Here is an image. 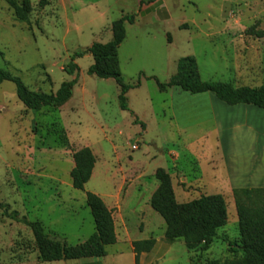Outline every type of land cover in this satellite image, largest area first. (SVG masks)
I'll list each match as a JSON object with an SVG mask.
<instances>
[{
	"label": "rangeland",
	"instance_id": "1",
	"mask_svg": "<svg viewBox=\"0 0 264 264\" xmlns=\"http://www.w3.org/2000/svg\"><path fill=\"white\" fill-rule=\"evenodd\" d=\"M46 1L41 7L40 0H0V71L45 94H55L63 82L75 78L64 73L74 54L103 43L112 23L140 10L138 0ZM25 4L30 11L21 22L14 6ZM169 7L172 22L167 26L125 24L119 72L129 85L141 81L127 96L129 112L120 109V89L114 80L87 74L94 64L89 54L76 60L79 82L72 99L60 107L29 110L18 99L14 84L0 85V203L6 206L0 208V264H76L43 262L27 222H40L49 239H60L68 247L82 246L96 234L86 194L107 191L108 182L114 180L131 183L139 168L150 180L142 197L130 199L125 209L130 238H150V232L159 235L157 223L166 230L154 210L150 212L154 225L143 231L138 216L145 198L159 185L158 169L170 175L180 204L201 196H222L228 224L220 235L231 241L238 238V216L227 180L230 175L253 176L257 163L264 165L260 133L264 110L249 106L253 117L215 121L212 102L221 114L237 111L228 110L211 93L191 95L178 88L161 92L156 80L168 83L177 73L178 62L193 57L204 82L262 86L264 39L254 33L264 30V0H174ZM217 125L222 126L223 139L215 130ZM86 147L96 165L84 191H78L70 176L72 152ZM203 170L218 178L203 179ZM170 243H174L172 253L158 264H212L214 260L222 264L232 259L228 243L217 242L205 254L189 252L183 240ZM118 247L119 255L116 248H106L109 263L135 264L133 252L124 244ZM90 259L94 258L81 260Z\"/></svg>",
	"mask_w": 264,
	"mask_h": 264
},
{
	"label": "trees",
	"instance_id": "2",
	"mask_svg": "<svg viewBox=\"0 0 264 264\" xmlns=\"http://www.w3.org/2000/svg\"><path fill=\"white\" fill-rule=\"evenodd\" d=\"M46 0H40V6H46ZM144 4V1L141 3ZM15 17L24 22L28 19L30 7L14 6ZM134 15L124 16L112 25V40L107 44L94 43L85 51L76 53L68 63L64 73L75 76L72 81L62 83L55 94H45L31 91L18 77L7 71H0V85L10 82L16 87L18 99L29 110L40 111L47 107H60L70 101L74 95V88L79 82L80 68L76 60L91 55L94 64L88 69L89 76L102 80H114L120 89L118 96L120 109L129 112L128 94L131 90L141 86L139 80L136 85L126 83L119 72L118 50L126 38L125 24L133 25ZM252 33L255 30L251 29ZM257 38L264 39V30L254 33ZM156 83L161 92L171 88H178L191 95L211 93L217 100L228 105H248L264 109V84L260 87H235L230 83L204 82L199 73L196 60L186 57L178 62L177 73L168 83ZM136 124L144 125L138 120ZM74 168L70 176L75 190L84 191L90 182L96 158L90 148H82L72 152ZM155 177L159 186L151 198L152 209L162 217L166 224L165 237L169 242L183 240L189 252L198 250L207 253L218 238V231L228 223V213L225 201L220 195L201 196L190 203L180 204L177 201L170 175L164 169H158ZM233 198L238 215L239 238L228 242L231 260L222 264H264V188L235 189ZM88 206L92 211L96 225V234L79 247L62 246L51 241L40 222H27L32 230L35 243L39 249L43 262L76 261L86 258H104L107 247L117 243L113 210L96 194H86ZM1 209L6 206L0 203ZM156 241L154 239L133 242L135 264H140V256L150 253ZM212 264H221L214 261Z\"/></svg>",
	"mask_w": 264,
	"mask_h": 264
},
{
	"label": "crops",
	"instance_id": "3",
	"mask_svg": "<svg viewBox=\"0 0 264 264\" xmlns=\"http://www.w3.org/2000/svg\"><path fill=\"white\" fill-rule=\"evenodd\" d=\"M138 1H139V5H140V10L137 14L134 15L135 16L134 24H138V25H141L143 27H152V26H156V25L167 26V24L172 22V13H171V9L169 7V3H171V1H174V0H152V2H150L148 4H141L145 0H138ZM124 16H128V15H124ZM124 16H122V17H124ZM112 25H113V23H112ZM112 25H111V33H109V35L107 32L105 33V37H104V39H102L103 41L101 40L103 43H101V44H107V43L111 42V40H112ZM179 27H180V25H179ZM121 46L118 50V53L121 49ZM242 106H247V107H242ZM251 107L257 108L255 106H251ZM212 109H213L212 113H213V117H214L213 119L215 121H218V119H219L218 117H244L247 119L249 117H253L252 111H251L252 109L248 105H238V106H233V107L229 106V108L227 107L228 110H236L237 111V113H233L231 115H230V113L227 115L224 113L221 114V112L219 111L220 109H218V108H217V112H216V107L214 106L213 102H212ZM262 110H264V109H262ZM221 127L217 125V128H215V130L217 131V134L220 136V139H223L221 136L222 132L219 130V129H221ZM260 133L262 135H264V130H261ZM262 138H264V136H262ZM261 165H262L261 162L257 163V165L254 168L255 173L253 176H248V177L239 176L238 177V175H230V178L227 180V184H228L232 194H233V190H235V189L264 188V167H262L264 165H262V166ZM139 170L141 171L139 176L137 178L131 180L130 181L131 183H129V182L127 183L126 180L123 182L119 181L120 183H115V180L113 182H108L110 188L108 187L109 189H107V191L104 188V190H102L100 193H98V196L104 201V203L107 205V207L110 210H113V217H114V221H115V229H116V235H117V243L111 247L116 248L114 251L115 254L116 255L121 254V250L118 247L120 244L126 245L129 248V250L131 252H133V246H132L133 242L146 241V240L154 239L156 241V245L154 246L153 250L150 253H143L140 256V264H158L163 259H166L167 256L172 253V249H173L174 243H170L165 237L166 230L163 231L162 225L157 223L158 226H154V227L156 229V227L158 228L160 226L161 232L159 235H154V234H152V232H150L151 235H153L150 238L144 237V238H140L139 240H134V239L130 238V230H129V227L127 224V220L124 216L125 209L129 208L128 201H130V199H133V197L134 198L137 196L142 197L141 195H143V192L146 190V188L148 186L147 184H149L148 182L150 179L148 177H146V173L140 168H139ZM202 172H203L202 178L205 180L210 181V180H215L216 178H218V176L215 174L208 176L206 174L205 170H203ZM155 174H156V172H155ZM221 180L223 181L225 179L222 178ZM158 186L154 187L152 192H150V194L145 198L144 204H141L142 207H140V209L138 210L139 211L138 216L140 217L141 224H143L142 231L145 230L146 226L152 227L154 225V222L150 218V216H152L150 212H151V210H153L150 202H151V198H152L153 194L155 193V191L157 190ZM137 192H138V195H136ZM147 211H148V214H147ZM115 216H116V219H115ZM139 217H138V219H139ZM238 222H239V220H238ZM154 227H153V229H154ZM224 228H222L218 231V238L214 241L212 246L217 242H224L227 244L228 243L227 241L234 242L235 240H237L239 238V236H238V238L231 241V239L229 237L221 236L220 231L223 230ZM238 230H239V228H238ZM141 234H143V232ZM212 246H211V248H212ZM132 257L134 258V261H135L134 252H133ZM109 258L110 257L108 254L104 258H94V259H90V260H76L75 262H77L76 264H110L109 260H111V259H109ZM214 261H220V260H214ZM114 262L115 261H113V263Z\"/></svg>",
	"mask_w": 264,
	"mask_h": 264
},
{
	"label": "water",
	"instance_id": "4",
	"mask_svg": "<svg viewBox=\"0 0 264 264\" xmlns=\"http://www.w3.org/2000/svg\"><path fill=\"white\" fill-rule=\"evenodd\" d=\"M51 241H54V242H56V243H60V244H62V246H64L65 244H64V242L63 241H61L60 239H50Z\"/></svg>",
	"mask_w": 264,
	"mask_h": 264
}]
</instances>
